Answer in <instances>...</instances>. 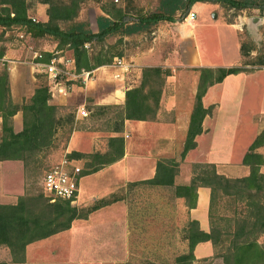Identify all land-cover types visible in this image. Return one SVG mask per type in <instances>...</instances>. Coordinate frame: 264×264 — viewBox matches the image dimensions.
Segmentation results:
<instances>
[{"label": "trees", "instance_id": "obj_1", "mask_svg": "<svg viewBox=\"0 0 264 264\" xmlns=\"http://www.w3.org/2000/svg\"><path fill=\"white\" fill-rule=\"evenodd\" d=\"M84 0H43L46 3L44 20L31 19L27 14L25 0H0V26H18L31 37H52L54 46L50 50L41 49L42 59L47 60L53 51L56 55L67 54L72 59L74 71L80 69L94 70V95L86 96L85 107L90 116L101 112L104 108L114 109L117 121L113 122L111 131H122L123 119H153L158 107V99L167 69L156 65L140 68L136 84L125 90L122 105L100 103L96 97L105 94L111 81H105L102 71L110 70L111 58L121 56L120 51L107 53L102 47L104 39L110 35H127L144 31L158 21H174L180 19L195 1L205 0H158L157 8L145 14H138L134 20L125 21V9L111 0L103 1L99 8L101 13L95 16L96 30L92 31L85 20H77L80 3ZM229 7L242 8L255 6L264 9L260 2L264 0H212ZM178 13V16L176 15ZM228 23L231 21L228 20ZM119 40V37L116 39ZM100 43L94 53H89L85 43ZM251 44V43H249ZM252 48L245 41H240L239 52L245 56ZM1 55V52H0ZM263 58L257 57L254 63L262 64ZM244 61L227 66H198L197 83L189 112V118L183 143L177 157H156L154 173L149 178L128 181L122 189L131 190L137 185L161 186L169 188L173 197H181L186 208L193 207L196 201V188L206 186L209 189L207 230H202L195 219L188 218L182 229L186 240V250L176 254L166 264H192L193 247L199 241H209L215 255L221 256L224 264H264V244L257 241V235L264 233V172L259 171L262 155L256 148L264 143V126L255 135L244 152L241 163L248 167V172L241 176H226L217 171L213 162H192L190 177L187 183L175 184L173 177L178 171L180 159L187 150L195 146L194 137L200 133L201 121L210 112L212 105L203 106L201 97L207 86L219 82L230 73L249 71ZM43 82L37 83L28 97L19 103L12 102L9 95L8 76L5 68L0 69V160L18 159L22 164V173L38 151L51 145L53 135L58 127L66 124L65 144L72 130H78L77 119L73 110L61 111L67 106L48 101L50 92L46 76ZM70 82V81H68ZM87 104V105H86ZM94 110V111H93ZM19 111L21 126L14 131L12 116ZM64 144V145H65ZM64 147V146H63ZM64 152V151H63ZM123 152L121 135L108 136L103 151L82 152L70 150L64 152L68 158L80 160L79 176L92 172L101 166L117 160ZM49 167V165H48ZM47 167V168H48ZM46 168V169H47ZM43 174V173H42ZM23 178V191L12 203H0V244L6 246L10 253V261L20 262L24 259L25 244L43 238L57 231L67 229L74 218H85L87 214L105 204L118 199L129 198L124 191H114L108 195L91 200L83 206L70 203L69 199L55 197L52 201L45 194L41 185L40 191H28ZM235 196L242 202V213L234 217V225L229 240L223 249L216 250L218 230L210 214L216 193ZM0 264H5L0 261Z\"/></svg>", "mask_w": 264, "mask_h": 264}, {"label": "crops", "instance_id": "obj_2", "mask_svg": "<svg viewBox=\"0 0 264 264\" xmlns=\"http://www.w3.org/2000/svg\"><path fill=\"white\" fill-rule=\"evenodd\" d=\"M34 14L39 20H44L46 18L44 4L37 3ZM167 23L171 24L172 29L170 33L168 30L164 31L163 38L156 44L153 52L149 51L152 48L150 43L139 52L130 55L128 59L120 57L126 68L113 67V73L117 72L118 75L112 79L109 91L96 97V101L100 103L122 105L125 90L138 80L139 75H135L134 71L141 66H159L161 69H167L169 74L164 76L161 85L155 118H124L122 131L108 133V136L121 135L123 139L121 157L95 171L79 176L77 194L71 204L75 202L77 206H83L95 198L125 187L128 181L149 178L154 173L156 157L178 156L197 83V70L193 67L215 65L205 62L196 50V44L193 47L189 43L193 34L185 26H192V22L188 24L178 22L176 19ZM42 45L43 49H46V44ZM28 68L27 74L32 84L34 80L32 70L35 68L31 65ZM260 69L264 70L255 68L230 73L221 81L207 86L201 103L203 106L212 107L201 121V132L194 137L195 146L187 150L179 161L178 171L173 177L175 184L188 182L192 162H213L217 171L226 176H241L248 172V167L241 163V158L249 143L264 126V105H260L257 113L251 112L250 119L241 122V103L243 97L249 95L264 100V76H255V72ZM129 72L131 74H128ZM245 81L250 83L248 87ZM94 84V70H91L84 81L80 79L73 81L66 94L61 95L56 91L50 93L48 101L73 105L77 108L75 118H80L85 112H78L79 107L84 105L86 96L94 95ZM13 85L12 79L9 81L10 90ZM245 92L246 95H243ZM12 126L14 131L21 126L19 111L12 116ZM104 148L103 137L98 131L78 129L72 130L69 134L64 152L103 151ZM256 150L263 159L259 171L264 172V143ZM74 163L80 165L81 161L74 160ZM234 170L240 171L239 174H234ZM83 178L86 179L85 184ZM86 183L89 184V189ZM90 186H94L96 190L90 191L92 190ZM150 188L171 190L161 186ZM22 191L21 161L1 159L0 203L14 202ZM84 191H88L89 198L81 204L77 203L79 195ZM208 198L209 189L206 186H198L193 207L186 208L181 197H176L175 200L188 218L197 220L199 228L207 230ZM128 205L126 198L115 200L90 211L85 218L72 219L67 229L28 242L24 247V259L20 262L10 261L8 248L0 244V261H4L5 264H103L104 261L117 260L113 263L129 264L128 261L135 259L134 253L139 250L135 239L136 237L137 240L140 239V228L143 225L140 221V209L136 211L134 208L131 214ZM206 241H199L194 245L195 257L198 256L197 246Z\"/></svg>", "mask_w": 264, "mask_h": 264}, {"label": "rangeland", "instance_id": "obj_3", "mask_svg": "<svg viewBox=\"0 0 264 264\" xmlns=\"http://www.w3.org/2000/svg\"><path fill=\"white\" fill-rule=\"evenodd\" d=\"M25 1L29 9L27 14L39 20L34 14L37 3L44 4V10L46 3L43 0ZM103 1L107 0H84L80 3L75 19L85 20L89 28L95 31V16L101 13L99 6ZM111 1L124 7L125 21L134 20L138 14H145L155 10L158 2V0ZM260 3L264 7V3ZM192 4L188 8L194 11V18L191 21L192 26L187 25L185 28L192 31L193 36L190 38L189 43L193 47L196 44L195 48L205 62L212 63L215 66H223L250 61L251 63L245 64L244 67L246 69L264 68V62L262 64L254 63L257 57H261L264 60V9L250 5L234 8L212 0L195 1ZM176 15L178 16V13ZM228 20L231 21L230 24H228ZM177 21H183L182 17L178 18ZM171 29V24L161 20L152 24L148 29L135 34L110 35L104 39L102 47L107 50V53L121 52L122 55L113 56L111 62L114 58L124 57L128 59L130 55L139 52L150 43L152 48L149 51L153 52L154 47L157 46L156 44L163 38L164 31L168 30L170 33ZM20 34L21 36H19ZM118 37L119 40H116ZM52 40V37L48 35L39 38L31 37L22 27L0 26V69H6L8 85L9 81L13 79V88L12 90L9 88L12 102H21L22 99L29 96V92L37 83L44 81V77L40 74L41 72L33 66L35 68L32 70L34 80L31 84L27 71L29 70L28 66L31 65L30 61L34 60L32 58L34 51L40 52L44 48L42 43L46 44L45 48L47 50L52 49L54 46ZM240 41H245L248 45L252 44V48L245 56H242L239 52L238 45ZM47 44H50V46ZM99 45L100 43L92 42L90 44L85 43L84 46L89 53H94L99 48ZM65 51V54L68 55L67 50ZM141 67L134 71L135 75H139ZM109 68V71L107 69L102 71L105 81H113L112 79L114 78L112 76L113 67L110 66ZM130 72L128 74L132 73ZM255 76H264V70H258L255 72ZM163 77L164 75H162ZM249 85L250 83H247V87ZM104 89L107 90L109 87ZM243 95H246V92ZM85 103L82 105L85 114L77 118V127L79 130L84 131H98L100 136L103 137L106 147L108 133L111 132V128L114 125L113 122L117 121V117L113 113L114 109L104 108L99 113L87 116L88 110L85 107ZM262 104L264 105V100L261 97L257 98L251 95L243 97L240 121L245 122L248 118L250 119L251 112L257 113ZM64 105L67 107L61 111L68 112V110H73L74 119H76L75 112L77 108L70 104ZM82 107H79V109ZM230 109L232 110L233 108L230 107ZM66 127V124L58 127L53 135L51 145L41 149L28 159L23 174L25 187L28 191L33 193L40 191L42 173L48 165L50 166L58 161L64 154ZM234 171V174H239L240 172L238 170ZM82 181L85 184L86 179L83 178ZM86 187L89 189V184L86 183ZM90 188L92 189L90 191L96 190L94 186H90ZM122 188H119L118 191H124L126 197L129 198L130 213L134 212V208L136 211L140 209V221L143 225L140 228V239L137 240V237L135 239L139 250L134 253L136 258L128 261L129 264H166L176 254L186 250V240L182 236V229L188 217L184 210L179 208L181 205L175 200L176 197H173L171 190H151L150 186L147 185H137L128 191H126L127 188H124V190ZM87 198H89V193L84 191V193L79 195L77 203L81 204ZM73 205H76L75 202ZM240 209H242V202L236 199L235 196L223 195L219 192L215 194L210 221L218 230L217 251L223 249L224 246L222 245L229 240L228 234L233 228L234 217L242 214L239 213ZM257 241L264 244V233L257 235ZM196 253L198 256L195 257L193 254L192 264H224L221 256L215 255V250L213 252L209 241L200 243L196 248ZM113 262L116 263L117 260ZM113 262L104 261L103 264H114Z\"/></svg>", "mask_w": 264, "mask_h": 264}, {"label": "built area", "instance_id": "obj_4", "mask_svg": "<svg viewBox=\"0 0 264 264\" xmlns=\"http://www.w3.org/2000/svg\"><path fill=\"white\" fill-rule=\"evenodd\" d=\"M181 17L183 22L189 24L194 18V11L191 8L187 9L185 14ZM31 19L34 18L31 17ZM19 36H21V34ZM34 52L32 56L34 60L30 61V64L31 66H35L39 72L46 76L50 93L56 91L61 95L66 94L73 81L77 79L84 81L91 71L88 69L74 71L71 57L68 55H56L57 51H53L47 60L42 59L41 51ZM110 66L126 68V65L120 61V58H114ZM117 75V72L112 74L113 77ZM79 110L84 113L82 108ZM74 160L75 159L68 158L64 153L58 161L44 170L41 176V187L45 194L49 196L50 201L55 197L67 198L70 203L74 201L78 189L77 180L80 170V165L74 163Z\"/></svg>", "mask_w": 264, "mask_h": 264}]
</instances>
